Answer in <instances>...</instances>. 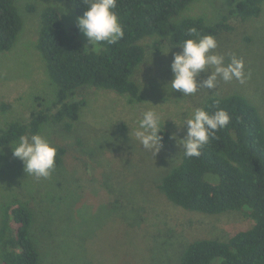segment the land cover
<instances>
[{"label":"rangeland","instance_id":"374dc122","mask_svg":"<svg viewBox=\"0 0 264 264\" xmlns=\"http://www.w3.org/2000/svg\"><path fill=\"white\" fill-rule=\"evenodd\" d=\"M17 6L24 21L23 32L11 52L0 54V130L8 123L25 121L36 107V97L51 102L56 91L36 48L44 5L19 0ZM30 6L35 7L33 13L28 10ZM55 7L66 27L77 29L75 33L86 45L71 6L57 0ZM227 10L228 0H197L183 16L202 17L214 23ZM235 34L238 43L218 38L215 51L223 54L226 62L232 55L243 59L248 76L243 84L218 80L215 91L200 89L184 97L167 88L173 79L174 55L182 48L173 47L166 55L163 51L171 44L147 38L141 42L147 50L146 60L136 73L142 102H131L129 97L110 91L88 89L75 98L85 99L88 105L73 133L51 125L43 129L40 134L51 143L58 141L84 158L89 155L97 164L99 177L89 189L102 196L103 202L89 197L82 200L77 176L67 167L54 170L47 179H37L28 176L18 158H0V207L19 201L33 205L34 233L43 264H179L184 246L192 240L206 237L226 241L253 225V219L240 212L202 216L185 211L172 204L159 188L165 175L183 159V150L172 139L173 134L186 136L187 127L178 125L182 126L196 108H203L210 95H243L259 108L264 119V12L257 20L238 25ZM207 75L202 73L199 79ZM7 105L11 106L9 110L4 109ZM147 110L161 115L164 130L171 135L169 146L162 147L157 155L145 151L135 137L139 120ZM70 161H75L72 156ZM141 216L143 225L141 220L138 222ZM136 224L141 227L135 228Z\"/></svg>","mask_w":264,"mask_h":264},{"label":"trees","instance_id":"16d2710c","mask_svg":"<svg viewBox=\"0 0 264 264\" xmlns=\"http://www.w3.org/2000/svg\"><path fill=\"white\" fill-rule=\"evenodd\" d=\"M18 1L0 0V54L11 52L23 32ZM34 1L44 5L36 48L56 88L55 98L48 102L36 97V107L25 121L8 123L0 130V158L5 161L15 158L11 145L21 135L41 133L49 125L73 133L88 105L85 99L75 98L88 89L110 91L129 97L131 102H142L136 73L147 56L143 40L153 38L179 45L191 38L187 30L195 28L200 35L225 37L236 44L238 25H247L264 12V0H228L227 13L208 23L202 17L183 16L197 0H118L115 11L124 38L115 45L103 44L98 52L85 53V45L75 33L77 29L66 27L55 7L57 0ZM65 1L77 17L87 10L85 0ZM28 10L33 13L35 7ZM155 49L160 50L158 45ZM203 108L210 112L225 109L231 122L216 133L200 157L183 155L182 162L165 175L159 188L172 204L185 211L202 216L240 212L254 223L226 241L206 237L192 240L184 246L179 264H213L216 260L221 264H264V119L259 108L240 94L210 95ZM161 135L163 148L168 147L170 132L163 130ZM52 144L58 150L55 170L67 167L77 176L82 200L89 197L103 202L102 196L89 189L99 177L97 164L89 155L84 158L58 141ZM71 156L75 161H70ZM104 190L105 186L101 191ZM140 220L143 225L142 216ZM35 223L36 212L30 202L0 207V264H43Z\"/></svg>","mask_w":264,"mask_h":264},{"label":"clouds","instance_id":"9594fccd","mask_svg":"<svg viewBox=\"0 0 264 264\" xmlns=\"http://www.w3.org/2000/svg\"><path fill=\"white\" fill-rule=\"evenodd\" d=\"M85 3L87 10L77 18V27L88 42L84 46L85 53L89 50L99 51L105 43L115 45L124 38L125 32L115 11L118 0H85ZM187 35L191 38L179 45L166 47L163 51L167 55L173 47L182 48L181 52L174 55L171 64L173 79L167 88L179 91L186 97L196 94L200 89L215 91L218 80L245 83L248 76L242 58L232 55L226 62L225 56L215 51L219 45L213 35H200L195 28L188 29ZM89 45L92 47L89 48ZM202 73L208 74L207 78L199 79ZM230 122L231 116L225 109L218 108L210 112L196 108L185 118L182 126L178 125L181 128L187 127L186 136L180 138L174 133L172 139L177 141L185 157H200L203 148ZM164 127L157 111H144L135 130V137L145 151L157 155L163 147L161 133ZM11 146L13 156L22 161L28 176L47 179L52 175L56 168L58 150L44 135H21Z\"/></svg>","mask_w":264,"mask_h":264}]
</instances>
